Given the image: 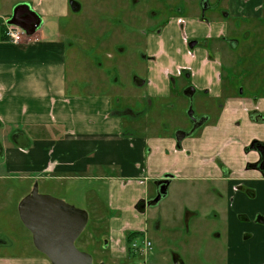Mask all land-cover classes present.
Here are the masks:
<instances>
[{
	"label": "crops",
	"instance_id": "1",
	"mask_svg": "<svg viewBox=\"0 0 264 264\" xmlns=\"http://www.w3.org/2000/svg\"><path fill=\"white\" fill-rule=\"evenodd\" d=\"M22 1L32 4L30 9L40 14L43 27L20 43L5 41L2 30L9 19L0 13V186L5 188L4 192L0 189V195L6 194L11 201L17 196L16 210L34 185L91 181L97 190L104 185L111 237L124 241L135 222L144 220L137 215L138 205L150 199L155 180L167 173L176 178L196 173L200 180L221 179L227 196L226 264H264V176L247 168L257 155L245 151L252 140L264 142V120L247 115L254 101L264 119V74L249 71L240 79V93V86L236 89L233 85L237 81L223 79L221 51H215V60L210 61L206 49L198 47L191 54L186 46L189 37L213 40L214 46L223 49L218 39L232 36L240 28L249 30L242 33L248 39H253V34L262 36L261 43L259 39L255 43L264 46V0H227V7L218 12L220 1L209 24L194 16L184 29L171 25L162 37L150 40L148 53L153 58L147 60L145 77L137 86L149 90L147 98L171 100L179 86L169 75H176L181 68L190 70L197 92L194 105L207 115L200 134L181 147L173 136L137 134L144 130L138 122H131L132 128L125 123V117L135 119L130 112L134 109L118 110L111 95L81 93L69 86V44L59 31L46 32L44 22L53 24V20L67 18L74 12L72 2L82 11L79 2L87 0ZM231 17L243 22L232 29L228 23ZM139 82L144 84L139 86ZM201 108L204 111H199ZM61 187L63 184L43 193L56 194ZM74 189L79 191L76 186ZM258 215L256 234L240 236L238 230ZM3 237L0 242H9ZM3 244L6 248L10 243ZM39 253L13 257L3 255L10 254L3 250L0 264H51Z\"/></svg>",
	"mask_w": 264,
	"mask_h": 264
},
{
	"label": "rangeland",
	"instance_id": "2",
	"mask_svg": "<svg viewBox=\"0 0 264 264\" xmlns=\"http://www.w3.org/2000/svg\"><path fill=\"white\" fill-rule=\"evenodd\" d=\"M200 1H81L79 3L83 5L82 11H71L67 18L53 20V24L45 21V31H59L61 39L69 44L67 81L72 89L81 93L109 94L114 98L118 110L125 112V109H134L135 112H130L135 119L125 117V123L132 128L130 123L138 122L144 130L137 134L172 137L174 130L189 126L190 106L195 111L197 106L194 105L195 98L190 102L181 94L183 78L178 79L176 84L179 86V93L171 100L147 98L149 90L138 87L137 81L146 74L150 40L162 37L169 26L184 24L188 19L198 16ZM220 1L223 3L218 12L227 7V0H210L212 5L218 7ZM19 5H29L33 9L32 4L22 0H0V13L5 19H10L13 10ZM242 22V19L234 17L228 20L231 28L234 24L239 27ZM42 27L41 24L38 30ZM245 31L249 30L240 28L232 36L239 37L242 41V33ZM253 36L260 37L257 34ZM254 46L263 47L262 44H251L248 49ZM240 54L243 56L242 52ZM247 54L248 51L245 55ZM237 56H233L234 62L230 59L229 66L233 69L225 71L229 77L236 76L239 79L233 84L236 89L239 86L243 88L238 83L248 74L243 70L242 60ZM258 61L263 63L256 58L254 63H246V67L256 75L264 74V65ZM232 72L235 75L230 74ZM199 111H204V108ZM183 175L177 176L169 186L167 195L157 205L146 208L145 203L156 197L155 189L151 186L150 199L137 209V215L141 214L144 220L135 222L133 231L125 234L124 241L111 237L109 231L108 219L111 212L107 204L106 186L101 185L97 190L91 181H53L46 185L42 183L38 188L40 194L61 199L89 214L88 225L77 240L76 247L91 254L93 264H225L226 225L223 215L227 198L224 197L223 180L196 179V173L191 177L185 176V173ZM59 183L63 184L60 192L43 193L51 192V187L61 185ZM14 185L17 187L18 183ZM0 189L4 192L5 188L0 186ZM61 191H66V194ZM82 191H85L84 195ZM16 200L17 196L12 198V202L6 194L0 195V204L5 203L0 205V237L4 236L5 240H9L3 243H10L5 244V248L0 242V251L10 253L3 254L6 256H30L36 254L37 250L29 231L21 222L18 206L15 210ZM10 201L12 204H8ZM237 216L239 217L238 214ZM258 217L260 215L252 217L246 228L241 227L238 230L239 235L244 238L255 235L254 229L259 226L256 222ZM129 235H133L130 242L127 241Z\"/></svg>",
	"mask_w": 264,
	"mask_h": 264
},
{
	"label": "water",
	"instance_id": "3",
	"mask_svg": "<svg viewBox=\"0 0 264 264\" xmlns=\"http://www.w3.org/2000/svg\"><path fill=\"white\" fill-rule=\"evenodd\" d=\"M74 12L80 11L76 2L71 3ZM21 28L27 36H32L42 24L41 18L30 9L28 5L17 6L12 17L7 22ZM144 82H139L142 86ZM191 95H188L192 98ZM192 106L188 116L195 121ZM192 133V132H191ZM191 133L178 131L175 139L182 142ZM170 177L156 181L157 195L154 199L145 203L146 207L157 205L163 196L167 195V187L170 184ZM18 213L21 222L32 234L34 247L45 255L51 264H93L91 254L77 249L76 242L86 229L89 222V214L77 209L61 199L39 193L37 185L18 206ZM104 264V263H101Z\"/></svg>",
	"mask_w": 264,
	"mask_h": 264
},
{
	"label": "flooded vegetation",
	"instance_id": "4",
	"mask_svg": "<svg viewBox=\"0 0 264 264\" xmlns=\"http://www.w3.org/2000/svg\"><path fill=\"white\" fill-rule=\"evenodd\" d=\"M199 6H200V13H199L198 17H200L202 22H205V24L207 25V24H209L210 21H212L214 19L212 12H215L217 5H212V3H210V0H201ZM11 17H12V14H11ZM178 26H180L181 29H184V27H186V23L178 24ZM242 36H243L242 41L239 37H233V36H229V37L225 36V37L219 38L218 40H219L220 44L224 47L223 49L219 48L217 46H214L215 42L213 43V40L210 42L209 40H203V39L202 40H195V39H190L189 37L186 40V46H187V49L189 50V52L191 54L194 53V50L198 47L206 49L208 51L207 52V59L210 61L215 60L214 59L215 51H221L220 55H223V58H222L223 59V64H222L223 79L225 81H227V83H229L231 80L238 82L239 79H236V76L229 77L228 74L225 73L226 70L229 71V70L233 69V67L229 66L231 63L230 59L234 62L235 57H233V56L238 55L237 57L238 58L240 57V60H242L241 65H243V70L246 71L247 73H249V71H251L250 74H254V73L252 72V70L250 68L246 67V63H249V62L254 63V60L256 58L258 60H262L264 63V46L263 47L254 46V48L248 49L249 45L258 44V43H254V42L256 41V39L262 40V36H260L258 38H253V39L246 38L245 34H242ZM215 49H217V50H215ZM247 51H248V54L245 55V53ZM240 52L243 53V56H241ZM152 58L153 57H149V59H152ZM241 58H243V59H241ZM245 58H246V60L244 61ZM259 62L262 63L261 61H258V63ZM230 74L235 75L234 72H232ZM191 75H192V73L190 70L182 69V68L178 70L176 75H169V78L171 79V82H173V83H177L178 79L183 78L182 81L184 82V85L181 86V94L184 97L188 98V100H190V102L193 98H196V95H197L196 89L191 84V81H190ZM242 78H245V77H242ZM239 85H241V84L239 83ZM192 91H193L192 98L189 97L188 95H186V94L191 95ZM239 91H240V93H243V88L241 89L239 87ZM257 104H258L257 102H254V101L251 102L250 105L252 107H251V109L247 110L248 111L247 115L252 120H259V119L264 120L262 114L259 112ZM245 106H247V105L245 104ZM194 112H196V114H197L196 115L194 113L195 114L194 115L195 121H193L189 117L190 122H189L188 127L178 128L176 131L174 130V133L172 135L174 139H175V134L178 131H183L185 133H191L192 132L191 135H189L187 138H185L182 142L178 143L176 141L178 143L177 144L178 147H181L182 143L184 141H186L187 139L193 138V137L197 136L198 134H200V132L204 129L203 127L206 125L207 115L204 113H199L197 111V109H196V111L194 110ZM245 151L247 154L255 153L257 155V159L253 162H249L247 164V168L249 170H252V171L255 170V171L259 172V174L261 176H264V142L260 141L258 139L252 140L250 142V144L245 148ZM219 165L222 166V164H220V163H219ZM166 176L170 177V179H169L170 184L167 187V193H168L169 186L176 179V177L173 174L167 173L163 177L155 180L152 184H153V188L155 189L156 195H157V187L155 186V182L160 181V180H164ZM216 189H219V188H216ZM225 193L226 192H225V187H224V197L227 198ZM163 197H165V196H163ZM226 206H227V202H225V212H226ZM225 212H224L223 217H225ZM189 214L190 213L188 212V215ZM224 221H225V219H224ZM260 221H261V219H260ZM263 222H264V220H263ZM225 264H226V255H225Z\"/></svg>",
	"mask_w": 264,
	"mask_h": 264
},
{
	"label": "built area",
	"instance_id": "5",
	"mask_svg": "<svg viewBox=\"0 0 264 264\" xmlns=\"http://www.w3.org/2000/svg\"><path fill=\"white\" fill-rule=\"evenodd\" d=\"M4 33H5L6 40L12 43H20L22 42L23 38L27 36L21 28L14 26V25H8V24H5Z\"/></svg>",
	"mask_w": 264,
	"mask_h": 264
},
{
	"label": "trees",
	"instance_id": "6",
	"mask_svg": "<svg viewBox=\"0 0 264 264\" xmlns=\"http://www.w3.org/2000/svg\"><path fill=\"white\" fill-rule=\"evenodd\" d=\"M4 32H5V25L3 26L2 35H3V40L6 41V37H5V33H4ZM141 204H142V203H140V204L138 205V207H140ZM132 236H133V235H129V237L127 238V241H128V242H130V241L132 240Z\"/></svg>",
	"mask_w": 264,
	"mask_h": 264
},
{
	"label": "bare ground",
	"instance_id": "7",
	"mask_svg": "<svg viewBox=\"0 0 264 264\" xmlns=\"http://www.w3.org/2000/svg\"><path fill=\"white\" fill-rule=\"evenodd\" d=\"M148 242V241H147ZM147 251V250H146Z\"/></svg>",
	"mask_w": 264,
	"mask_h": 264
}]
</instances>
